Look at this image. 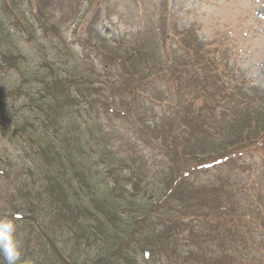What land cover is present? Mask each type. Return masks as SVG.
<instances>
[{"label": "trees", "instance_id": "1", "mask_svg": "<svg viewBox=\"0 0 264 264\" xmlns=\"http://www.w3.org/2000/svg\"><path fill=\"white\" fill-rule=\"evenodd\" d=\"M4 2L0 0V218L14 219L18 225L22 247L19 264H134L140 250L149 261L147 264H174V261H166V258L167 254H173L174 248L170 249V246H174L175 241L169 240L167 244L168 240L162 237V232L157 231L158 225H163L162 228L171 226L174 210L169 205L168 208L167 205L158 206L162 188H149L151 182L143 176V172L137 173L129 165L134 161V155L141 154L135 143L139 142L138 147L143 149L149 140L156 143L155 140L159 136L162 138L163 132L168 130L164 128L166 125H156V137L149 134L146 123L145 127L142 126V121H147V110L152 119L159 121L169 116L163 117L158 109L172 107L164 91H170L171 86L162 90V101L154 103L151 94L161 91L163 82L167 80L175 86V100L178 99L177 95L180 99H187L191 91L189 84L197 85L200 90L191 99V108L197 101H202L196 108L197 113L203 119L210 120L211 124L201 123L209 129L216 127L219 133L226 132L228 135H231L228 131L245 118H254L256 96L248 100L239 88L232 90L224 81H217L199 57L194 54L193 57L191 51H186L185 44H179L180 40H184L178 34L177 79L168 77V73L164 72L168 66L170 68L166 70L173 68L167 55L162 57L159 53H152L156 62L145 66L158 64V70L151 74L155 76L154 81L151 76L142 77L137 87L139 92H134V88L129 89L132 80L127 78L129 85L124 90L105 91L108 86L123 85L125 77L118 74L117 79L122 80L118 82L117 79H110L113 72L111 76L106 74L105 78L91 74V77L83 76L80 68L75 67V61H62L65 55L70 58L77 56L82 61L77 51L68 49L70 43L65 39L51 48L48 55L42 52L44 47L40 44V36L36 35L38 27L35 22L27 23L26 12L15 7L16 0L12 3L9 1L15 9L11 5L4 7L7 6ZM17 2L20 5V0ZM3 13L7 16V23L2 22ZM40 18L34 19L43 25L42 36L61 39ZM10 23L17 26L16 35L26 32L28 39L22 42L27 45L28 53L11 42ZM162 36L170 39L167 35ZM88 43L85 46L92 48L93 44ZM29 47L38 53L30 55ZM180 53L186 54L187 58L184 56L183 59L197 62L192 65L186 63ZM138 60L144 64L147 59L144 60L141 55ZM107 67L104 65L103 69L112 70ZM190 70L195 76L189 75ZM210 76L211 79L208 78ZM146 79H149L147 84L140 83ZM238 96L241 98L237 99ZM136 101L144 109L145 116L142 118L139 114L133 120L131 113L137 111ZM217 107L221 108L223 114H213ZM228 112L230 120L225 119ZM218 114L221 120L217 121L214 117ZM138 122L141 125L137 127ZM255 122L259 123L256 119ZM250 123H245L247 128L244 133L249 135L244 138L247 146L240 148L243 150L252 142L261 141L264 145V122L259 125L263 131L258 126L249 127ZM148 125L152 128L155 124ZM196 127L199 128L194 134L196 141L200 142L198 137H211L203 127ZM251 131L255 133L250 134ZM129 133L135 134L134 139ZM126 149L134 155L131 153L128 164H122L118 159ZM155 162L163 166L161 161ZM178 162V159H171L168 165L171 172L177 169ZM194 167L197 169L186 172L182 177L187 180L191 174L200 173L203 168ZM233 182L235 184L236 180ZM226 183L227 178H223L220 185L227 187L224 185ZM185 184L190 188L191 185ZM227 191L237 197L234 189ZM244 194L240 199H245ZM260 202V223L257 224L260 230L256 232L260 237L256 238L259 244L257 247L251 246L244 258L259 264L264 249V200ZM192 207L191 204L189 215L197 220L195 229L202 231L206 227L207 231H202L196 238L192 236L189 246H193V254L184 258L183 264H234V261L241 259L237 249L232 250L224 245V233H228V230L223 220L215 219L206 212L203 214L208 219L199 220L202 216L200 211ZM165 208L169 210L167 216L160 213V209ZM207 208L220 212L222 207L216 205ZM249 214L254 216V212L248 211ZM177 225V229L184 226L181 222H177ZM30 233L34 239L28 238ZM234 235L237 234L232 231L231 236ZM183 244L184 239L178 234L177 247ZM159 252L164 253L165 262L162 256L152 259L153 254ZM180 258L177 253V259Z\"/></svg>", "mask_w": 264, "mask_h": 264}, {"label": "rangeland", "instance_id": "2", "mask_svg": "<svg viewBox=\"0 0 264 264\" xmlns=\"http://www.w3.org/2000/svg\"><path fill=\"white\" fill-rule=\"evenodd\" d=\"M9 1L13 2V0ZM9 1L5 0L4 4L6 3L7 6L4 7L11 5L14 8ZM19 3L20 5L16 0L15 7L20 8L21 12H26L27 23L35 22L38 27L36 35L40 36V44L44 47L42 52L48 55L51 48L65 39L70 43L68 49L77 51L82 61L77 56L70 58L69 55L62 56V61H75V67L80 68L83 76L96 75L98 78H105L106 74L111 76L113 72L111 80L117 79L118 74L119 77L120 75L125 77L123 85L108 86L105 91L124 90V87L129 85L127 84L128 78L132 80L129 89L134 88V92H139L137 87L140 79L142 77L145 79L158 70V64H152L151 67L145 66L147 63L156 62L152 58V53H159L162 57L167 55L173 68L166 70L170 68L168 66L164 72L168 73V77L177 79L178 34L179 38L184 40V42L180 40L179 44H185V50L191 51L193 57L194 55L199 57L217 81H224L232 90L239 88L248 100L254 97L253 95L256 96L254 98L256 112L252 114L254 118H245L233 126L232 130L228 131L231 135H228L226 132L219 133L216 127L209 129L203 124H211V122L197 113L196 108L202 104V101L194 104L195 109L191 108V99L196 91L200 90L197 85L189 84L191 91L187 99L183 97L180 99L177 95L180 100H175L173 98L175 86L165 80L161 91L151 96L154 103L162 101L164 99L161 94L162 90L171 86L170 91H164L172 107L163 106L158 109L163 117H169L155 121L147 110V121L143 120L142 126L145 127L146 123L149 134L156 137H158L156 125H166L164 128L168 130L163 132L162 138L159 136L155 140L156 143L154 140H149L143 149L138 147L139 142L135 143L136 149L141 154L134 155L131 150L126 149L122 151L118 160L122 164H128L132 153L134 163H129L130 167L137 173L142 174L143 172V176L151 182L149 188H162L160 195L162 198L158 206L167 205L168 208L169 205L174 210L170 227L157 226V231L160 230L163 236L160 235L168 240L167 244L169 240L175 241V245L170 246V249L174 248L173 254H167L166 261L171 259L174 264H183L184 258L193 254V246H189L192 236L196 238L202 231H207L206 227L202 231L195 229V226H198L197 220L189 215L192 204V209L200 211L202 215L199 220L208 219L203 212L215 219L223 220L225 229L228 230V233H224L226 237L224 245L232 250L237 249L241 254V259L234 261V264H259L244 258L251 246H258L259 242L256 238L260 239L256 232L260 230L257 228V224L260 223L259 215H261L260 201L264 200V145L260 141L255 144L252 142V145L245 150L240 148L247 146L244 138H247L249 134L244 133L247 128L245 123L251 122L249 127L255 128L264 122V0H20ZM39 16L48 28H51L53 32L56 31L61 39L55 35L53 38L42 36L43 25L39 20L34 19ZM3 17L2 22L7 23V16L4 13ZM10 25L12 27L9 28L13 35L11 42L23 52L28 53L27 45L22 42L28 39L26 32L18 36L15 34L17 26L13 23ZM162 32V35H167L170 39L162 36ZM87 41L93 44L92 48L85 46ZM37 53L38 51L34 52V49H29L30 55ZM107 54L114 59L111 60ZM168 54H171V57ZM141 55L144 60L147 59L144 64L138 60ZM180 55L183 61L187 58L185 53H180ZM184 56L185 59H183ZM163 61L166 60L163 59ZM185 61L191 65L197 62V60L192 62L191 59ZM82 64L86 71L81 67ZM104 65L112 70L105 71ZM189 75L195 76L191 70ZM207 75L210 74L207 73ZM151 78L155 80L154 75ZM208 78L211 79V76ZM149 79L140 83L147 84ZM117 80L122 82L121 79ZM240 98L241 96L237 97V99ZM136 109L137 111L133 110L131 113L133 120L139 114L142 118L145 116L144 109L138 101H136ZM214 112L213 114H223L220 107H217ZM214 118L217 121L221 120L219 114ZM230 118L228 112L225 119L230 120ZM255 119L259 121L258 124ZM148 124H155L152 125L153 132ZM140 125L138 122L135 126ZM198 125L208 132L211 136L209 139L198 137L200 142L196 141L194 134L199 130L196 127ZM260 130L263 131L262 128ZM254 133V131L250 132V134ZM134 135L129 133V136H133L131 139H134ZM137 140L136 136L135 142ZM207 140L208 143H206ZM226 155L229 156L225 157ZM171 159L179 161L174 173L168 166ZM155 161H161L163 166L161 167ZM194 166L203 168L200 173H188V175L191 174L189 179L183 178L186 172L197 169ZM222 177L227 178V183L224 184L227 187L220 185ZM233 180H236L235 184ZM185 183L191 185L190 188ZM223 189L226 191L224 192ZM228 189H234V194L238 198L228 192ZM242 194L245 195V199H240ZM216 205L222 207L220 212L207 208ZM167 208L160 209V213L167 216L169 212ZM248 211L254 212V216L248 215ZM177 222L184 224L182 228L180 226L182 230L177 229ZM232 231L237 235L231 236ZM30 234L28 238L34 239L33 234ZM156 234L159 233L156 232ZM178 234L184 239L182 247H177ZM245 242H248L246 246ZM159 253L153 254L155 256H152V259L162 256V261L165 262L164 253ZM177 253L181 256L180 259H177ZM133 262L134 264L149 263L141 250ZM259 262L264 264V249Z\"/></svg>", "mask_w": 264, "mask_h": 264}, {"label": "clouds", "instance_id": "3", "mask_svg": "<svg viewBox=\"0 0 264 264\" xmlns=\"http://www.w3.org/2000/svg\"><path fill=\"white\" fill-rule=\"evenodd\" d=\"M22 256L18 225L14 219L0 218V264H19Z\"/></svg>", "mask_w": 264, "mask_h": 264}]
</instances>
